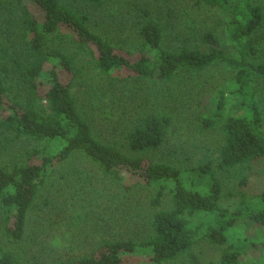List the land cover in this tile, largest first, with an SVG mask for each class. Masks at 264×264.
<instances>
[{
  "label": "trees",
  "instance_id": "trees-1",
  "mask_svg": "<svg viewBox=\"0 0 264 264\" xmlns=\"http://www.w3.org/2000/svg\"><path fill=\"white\" fill-rule=\"evenodd\" d=\"M7 1L3 6L9 14L0 24V134L11 141L26 138L35 142L37 147L29 158L39 156L41 162L0 163L6 237L11 242L25 238L29 212L41 190L58 170L62 176L65 168L76 167L74 159L83 158L96 165L103 178L121 183L126 193L139 188L154 191L151 206L157 210L150 231L139 241L104 238L89 254L47 264H122L131 256L154 264L187 256L188 264H204L193 251L201 242L223 246L219 264H246L243 258L248 248L261 243L239 226L252 221L264 230V192L248 195L244 180L239 204L229 209L222 203L223 183L216 169L264 159V39L256 37L264 28V0H192L195 8L218 13L216 28L220 26L237 45L234 56L217 46L218 38L210 28L202 34L208 50L164 47L167 26L147 11L139 27V45L125 53L109 37L94 31L90 15L76 7L81 2L101 8L108 0H33L42 9L40 17L26 0ZM135 51L138 58L132 59L129 54ZM79 54L93 57L95 67L113 82L169 84L181 73H202L221 63L236 69L234 95L243 113L227 112L221 91L214 100V113L201 117L204 128L218 127L222 133L217 164L210 159L184 172L151 157L173 125L170 111H140L126 130V145L100 139L93 118L79 106L71 84L59 72L61 66L75 75ZM119 71L126 76L119 77ZM168 195L171 202L165 208ZM0 264L23 263L0 245Z\"/></svg>",
  "mask_w": 264,
  "mask_h": 264
},
{
  "label": "rangeland",
  "instance_id": "rangeland-1",
  "mask_svg": "<svg viewBox=\"0 0 264 264\" xmlns=\"http://www.w3.org/2000/svg\"><path fill=\"white\" fill-rule=\"evenodd\" d=\"M26 2L36 15L42 16L37 3L33 0ZM4 3L9 2L0 0V24L2 17L9 14ZM76 7L90 15L94 31L109 37L125 53H131L139 45L138 32L145 11L167 26L164 47L177 49L187 45L208 50L210 46L203 42L202 34L210 28L218 38L219 48L232 56L238 51L237 45L222 28H216L220 18L218 13L211 9H197L192 0H108L101 8L81 2ZM15 10L19 14L16 3ZM256 37L264 39V28ZM69 51L73 52L72 49ZM129 55L132 59L138 58L137 51ZM76 66L75 75L61 66L59 72L61 78L71 84L79 106L93 118L94 131L100 139L126 145V130L140 111L172 112L173 125L164 144L150 155L154 160L171 163L184 172L210 159L217 164L222 133L218 127L204 128L201 117L214 113V100L219 93L225 92L227 112L243 113L234 95L237 70L227 64L214 65L202 73H181L169 84L147 80L113 82L95 67L94 58L85 54L77 55ZM116 74L126 76L125 71ZM15 83L12 78L10 84ZM35 147L37 144L29 139L11 141L0 134V163L8 166L40 163L39 156L29 158ZM74 164L76 167L65 168L62 176L58 170L41 190L29 212L27 232L22 241L11 242L6 237L7 213L0 201V245L17 254L23 264H47L83 256L91 253L104 238L139 241L147 237L152 215L157 210L151 206L154 191L139 188L126 193L121 189V183L103 178L98 167L89 160L74 159ZM216 171L223 183L222 203L229 209L239 204L244 180L248 195L264 192V159L229 169L218 167ZM170 202L168 195L164 207L168 208ZM239 228L261 243L258 247L248 248L244 262L264 264L263 228L252 221L240 224ZM222 250L223 246L210 242H201L193 248L204 264H219ZM122 264L154 263L131 256ZM165 264H188L187 256Z\"/></svg>",
  "mask_w": 264,
  "mask_h": 264
}]
</instances>
